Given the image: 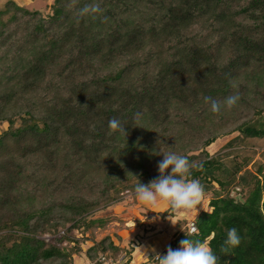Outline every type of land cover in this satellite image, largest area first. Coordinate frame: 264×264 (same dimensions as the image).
Segmentation results:
<instances>
[{"label":"trees","instance_id":"1","mask_svg":"<svg viewBox=\"0 0 264 264\" xmlns=\"http://www.w3.org/2000/svg\"><path fill=\"white\" fill-rule=\"evenodd\" d=\"M93 4L101 11L81 14ZM231 95L239 99L227 108ZM113 118L126 134L110 130ZM230 137L227 153H209ZM263 145L264 0L0 8V264H75L86 233L95 241L107 226L93 217L135 195L137 178H157L159 153L170 151L195 162L188 179L211 199L197 232L178 219L168 247L188 235L219 264H264V162L254 161ZM232 227L241 243L225 254ZM121 252L107 236L84 255L93 264Z\"/></svg>","mask_w":264,"mask_h":264},{"label":"rangeland","instance_id":"2","mask_svg":"<svg viewBox=\"0 0 264 264\" xmlns=\"http://www.w3.org/2000/svg\"><path fill=\"white\" fill-rule=\"evenodd\" d=\"M7 0H0V8H2ZM18 3L28 9L48 10L54 0H16ZM231 139L225 138L216 142L208 151L211 155L217 153L225 154L223 146ZM257 154L254 161L264 162L262 153H264V145L255 147ZM254 169V167H253ZM234 193L240 194L238 190ZM211 196H204L201 206H198V214L202 211L209 212V202ZM169 206L165 203H159L158 206L152 207L138 201L133 193L126 192L122 202L111 206L110 208L98 212L93 219H103L107 222V226L103 230H97L95 241L92 239L91 232H87L85 237L89 240L82 244L83 253L75 257V264H90L85 258V253L94 243L100 242L109 236L116 245H120L124 252H121L118 258L123 257L128 260V254L132 253L131 264H152L157 263L154 258L157 253L162 254L165 249L173 242V236L176 232L175 224L178 219L188 218L190 222L197 219L196 212H175L176 217H162ZM153 230H152V229ZM144 230H151L147 233ZM82 231H74L71 236L74 238H82ZM50 235L45 236L48 240ZM139 247L140 249L136 248ZM136 257H135V256ZM135 257V258H134Z\"/></svg>","mask_w":264,"mask_h":264},{"label":"clouds","instance_id":"3","mask_svg":"<svg viewBox=\"0 0 264 264\" xmlns=\"http://www.w3.org/2000/svg\"><path fill=\"white\" fill-rule=\"evenodd\" d=\"M99 11H101L99 4H93L81 9V14ZM238 99L237 95L228 96L224 100V105L232 108ZM204 101L210 104L212 112L220 110L221 105L211 97H204ZM109 128L113 132L127 133L120 121L115 118L109 121ZM159 154L163 155V159L157 165L159 176L147 184L141 183L137 178L138 182L134 188L136 199L152 207L165 203L175 212L194 211L197 217L198 206H201L205 192L198 179H188L192 169L197 165L187 156L176 152H160ZM191 231L192 234L197 232L195 225ZM240 243L241 237L238 230L235 227L229 228L221 250L227 254L230 249L238 247ZM154 258L158 264H219L220 262V257L215 254L208 243L199 239H191L188 235L179 242L178 248L168 247L166 254L157 253Z\"/></svg>","mask_w":264,"mask_h":264},{"label":"built area","instance_id":"4","mask_svg":"<svg viewBox=\"0 0 264 264\" xmlns=\"http://www.w3.org/2000/svg\"><path fill=\"white\" fill-rule=\"evenodd\" d=\"M193 225L196 226L195 221H192L190 223V225H189V228H190V232L191 233H192L191 230H192ZM126 262H127V260L125 261L123 257L118 258V259H113V258H108L105 255H101L98 258V260L95 263H93V264H125ZM152 264H157V263L155 262V263H152Z\"/></svg>","mask_w":264,"mask_h":264},{"label":"crops","instance_id":"5","mask_svg":"<svg viewBox=\"0 0 264 264\" xmlns=\"http://www.w3.org/2000/svg\"><path fill=\"white\" fill-rule=\"evenodd\" d=\"M134 256H135V255H134ZM135 257H136V256H135ZM135 257H134V258H135Z\"/></svg>","mask_w":264,"mask_h":264},{"label":"water","instance_id":"6","mask_svg":"<svg viewBox=\"0 0 264 264\" xmlns=\"http://www.w3.org/2000/svg\"><path fill=\"white\" fill-rule=\"evenodd\" d=\"M203 219H201V221H202Z\"/></svg>","mask_w":264,"mask_h":264}]
</instances>
